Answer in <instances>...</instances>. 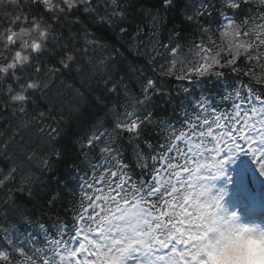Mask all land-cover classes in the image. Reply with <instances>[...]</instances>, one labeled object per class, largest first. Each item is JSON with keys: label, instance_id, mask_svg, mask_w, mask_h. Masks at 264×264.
Instances as JSON below:
<instances>
[{"label": "snow or ice", "instance_id": "snow-or-ice-1", "mask_svg": "<svg viewBox=\"0 0 264 264\" xmlns=\"http://www.w3.org/2000/svg\"><path fill=\"white\" fill-rule=\"evenodd\" d=\"M180 2L9 0L0 264H209L207 241L241 225L209 182L239 154L264 177V0H183L196 38L174 26L172 44ZM85 104L103 112L73 138ZM62 135L76 156L58 174ZM65 203L68 219L50 213Z\"/></svg>", "mask_w": 264, "mask_h": 264}, {"label": "trees", "instance_id": "trees-1", "mask_svg": "<svg viewBox=\"0 0 264 264\" xmlns=\"http://www.w3.org/2000/svg\"><path fill=\"white\" fill-rule=\"evenodd\" d=\"M189 2H191V0H189ZM9 0H4L3 4L0 5V15H3L5 11H9L11 12L12 9L9 8L8 6ZM148 4L149 6L155 4V0H148ZM185 7L183 0H181V2L178 4L177 8L175 10H172L168 13V23L165 26L163 33L160 37L161 40L165 41V42H170L172 44H175L176 42V37L172 36L170 37L168 35V32L170 29H173L174 26L178 27L179 31L181 32V36L180 39L182 42L187 43L190 39H195V25H191L188 22L184 21L183 16H182V12L181 10ZM204 23H215V17L213 18H208L205 19L203 21ZM95 31V29H93ZM99 35H102L105 39L108 38V33L104 32V31H99L98 32ZM223 46V45H221ZM185 52H187V49L184 50ZM166 56V54H165ZM158 60L160 62H165V58L164 57H158ZM141 63H143V61H141ZM241 63H243L241 61ZM149 74H154L151 73V69L148 70ZM224 71L227 73L229 72L228 69H224ZM257 76L260 78H264V72H258ZM69 79H72L71 77H69ZM231 80V78H230ZM246 80V78H245ZM176 82L173 81V84H175ZM258 88L260 87H264V85H257ZM89 100L91 101V97H89ZM94 103V102H93ZM169 111V109L166 107L164 109L163 114L167 115V112ZM103 112V109H96L95 111L92 110V108L90 107L89 104H85L81 109H80V114H77L75 116H73V138H75V136H86L89 131H91L92 125L96 122V119L98 117L101 116ZM91 113V114H90ZM4 124H7V121L4 122ZM0 127H3V125H0ZM33 133H35V129H33ZM58 147L61 148L63 150V161L58 162L56 165V171L57 173H63L64 169H65V163L64 161H68V160H74L75 156H76V152H75V146L68 142V138L67 136L62 135L60 140L58 141ZM38 175H40L39 173H37ZM43 178V177H42ZM46 197H42L41 194H37L36 196V201L38 203V207L36 209L37 212L44 210V211H49L45 206H44V201H45ZM68 197H65V200H68ZM23 202V201H22ZM31 207V205H29ZM67 203L62 204V205H57L56 208L51 209L50 213L52 215L55 214H59L60 216L64 217L65 219H68L70 216V213L65 212V209L67 208Z\"/></svg>", "mask_w": 264, "mask_h": 264}, {"label": "clouds", "instance_id": "clouds-1", "mask_svg": "<svg viewBox=\"0 0 264 264\" xmlns=\"http://www.w3.org/2000/svg\"><path fill=\"white\" fill-rule=\"evenodd\" d=\"M209 264H264V229L242 224L207 241Z\"/></svg>", "mask_w": 264, "mask_h": 264}]
</instances>
